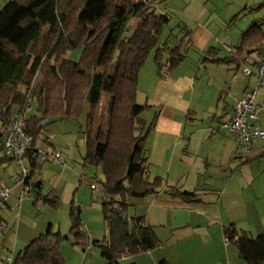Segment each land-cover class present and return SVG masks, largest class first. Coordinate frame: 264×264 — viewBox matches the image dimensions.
I'll list each match as a JSON object with an SVG mask.
<instances>
[{"label":"crops","instance_id":"0c3cea01","mask_svg":"<svg viewBox=\"0 0 264 264\" xmlns=\"http://www.w3.org/2000/svg\"><path fill=\"white\" fill-rule=\"evenodd\" d=\"M169 2L165 11L173 19H179L178 26L183 27L182 52L188 51V57L195 58L191 62L186 60L165 77L160 76L156 62L146 67L147 61L141 70L137 100L142 93L145 105L150 107L146 110L149 116L144 119L151 126L145 144L149 177L161 178L167 189L129 202L127 216L143 218L155 231L160 245L155 251L123 258L120 264H248L235 243L227 241V230L234 226L239 233L253 238L264 235V139L255 141L249 155L243 157L240 137L221 129L220 120L233 111L236 100L254 89L250 78L247 82L244 79L229 82L244 65L258 67L264 42L244 60L234 58L233 52L253 26L262 25L264 33V0ZM173 44H180L179 40ZM199 57L203 59L197 61ZM167 58L165 55L164 63ZM217 60L225 61L217 63ZM211 66L227 67L223 82L211 73ZM231 71L235 72L233 76ZM263 101L255 104L262 121ZM58 122L64 124L60 127L62 135H71L69 122L77 121L61 120L53 124ZM50 123L43 125H53ZM82 128V124L77 127ZM47 133L50 135L43 136L48 139V150L60 152L68 167L38 157L34 165L28 159L26 162L34 175L31 184H36L37 193L57 203L56 207L44 205L55 212L63 206L61 218L50 214L43 225L40 220L31 228L22 221L15 225L21 212L10 210L3 215L6 231L0 237L1 253L9 251L13 243L21 247L19 255L50 230L71 242L66 234L69 229L63 228L66 224L71 226L72 244L84 253L83 257L80 255L81 264H107L100 248L109 239L105 195L99 187L95 190L91 187L98 177L90 178L87 170L74 166L76 157L60 145L64 141L54 137L52 130ZM4 161L13 162L7 158ZM51 180L55 182L52 189H46L45 184ZM170 187L196 193L197 198L186 203L169 194ZM13 193L11 204L18 196L16 189ZM75 208L80 209V224L87 242L72 233L71 213ZM71 251L79 259L74 249L64 244L60 247L64 260ZM16 257L8 264H14Z\"/></svg>","mask_w":264,"mask_h":264},{"label":"trees","instance_id":"16d2710c","mask_svg":"<svg viewBox=\"0 0 264 264\" xmlns=\"http://www.w3.org/2000/svg\"><path fill=\"white\" fill-rule=\"evenodd\" d=\"M169 1L8 0L0 11V150L17 116L15 107L22 114L36 104V114L26 118L24 126L25 133L35 138L44 137L45 121L79 120L86 113L84 164L101 169L105 177L96 182L105 195L109 239L100 248L107 264H120L123 258L155 251L160 245L143 218L127 216V198H145L167 189L161 178L149 177L145 144L151 126L142 116L150 107L138 104L137 96L141 70L153 51L161 77L188 58V51L182 52L183 40L172 30L160 42L173 19L161 11ZM132 21L137 24L131 28ZM261 29L257 24L244 34L234 58L244 60L260 48ZM172 38L180 44L172 46ZM79 48H83L80 62L69 60L68 55ZM28 160L34 165L35 155ZM33 176L30 171V182ZM168 193L186 203L197 198L179 187H170ZM37 194H31L35 202L56 207V202ZM9 211L10 207L5 213ZM5 213L0 210L4 226L0 236L6 231ZM79 213V208L71 213L72 233L87 242ZM65 240L50 230L33 240L14 264H66L60 253ZM227 241L235 243L246 263L264 264V235L253 238L231 226Z\"/></svg>","mask_w":264,"mask_h":264},{"label":"rangeland","instance_id":"374dc122","mask_svg":"<svg viewBox=\"0 0 264 264\" xmlns=\"http://www.w3.org/2000/svg\"><path fill=\"white\" fill-rule=\"evenodd\" d=\"M8 3V0H0V11L5 7V5ZM170 6V2H168L166 5L164 4L162 7V12H166L165 9L167 7ZM179 19H172L171 23L169 26H167L161 36V39H160V42H163L170 34V31L172 30L174 32V34L176 36H178V38H180L182 36V32L180 31V28L178 27V24L179 23ZM137 24V21H132L131 24H130V27H134L135 25ZM130 33H128V35H130ZM171 44L173 46V43L175 42V39H171ZM82 54H83V48H79L75 51H73L72 53H70L68 55V58L69 60L73 61V62H80L81 58H82ZM155 55H156V52L153 51V53L151 54L149 60H148V63L146 65V67L148 65H151L152 63L154 64L155 63ZM195 58L194 55H191L187 58V61L191 62V60H193ZM199 57V59L197 61H201L203 58ZM196 61V62H197ZM155 65V64H154ZM149 67V66H148ZM213 73L218 79H221V81L223 82L225 79V69L227 67H220V68H216V67H219V66H211ZM249 68L251 69L253 72H254V75L253 77L250 78V81H253L252 85L254 86V89H256L258 87V82L256 80V78L254 77L256 74H258V68L257 67H254L252 65H248V66H243V68L241 69L240 73L238 75H236L238 77H231L230 78V82L229 83H234L235 80L239 81L240 79H244L246 80V82L249 80L247 78H245V76L243 75V72L246 68ZM231 75L233 76L234 75V71H231L230 72ZM203 76V74H202ZM201 78V77H200ZM224 79V80H223ZM235 85V84H234ZM230 95V93H228ZM140 97L138 98V104H140L141 106H144L145 105V96L140 93L139 95ZM227 97V96H226ZM264 99V87L260 88V91H259V96H257L256 100H255V104L256 105H259V104H262L260 103V101ZM232 101V100H231ZM264 102V101H263ZM224 107V106H223ZM20 107H15L14 108V115L18 114L19 111H20ZM37 110H36V104L33 103L32 104V108L30 110H27L26 111V116L27 117H30L34 114H36ZM148 111L144 112L143 113V116L142 118L147 120V117L149 116L148 115ZM77 122H69V127H71L70 131H71V135H62V133L60 132V127L61 125H64L62 123H56V124H53V125H50L49 127H46L43 131V134L45 135H50V133H47L48 131L51 132V130L53 131V134H54V137L56 136L60 141H64V142H61V146L63 147H67V149H69L70 153L76 157V159L74 160V166L80 168V170L86 172V170L88 171V177L90 178H96L98 177V181L100 183L104 182L105 181V177L102 173V170L101 169H97L95 167H92V166H84V161H82V157L86 154V150H87V145H86V135H85V131H86V121H87V116H86V113L79 119V120H76ZM209 122V121H207ZM66 123V122H65ZM83 125V128L82 129H77V127L79 128V125ZM218 124V123H217ZM74 127V128H73ZM74 130H77L76 132ZM47 131V132H46ZM232 135H235V134H232ZM45 137V136H44ZM68 144V145H67ZM69 146V147H68ZM6 158V156L3 154L2 151H0V186L2 184L6 185L7 187L11 188L12 190L15 191V189L18 191V196L14 197L16 198L13 205L15 204H19L20 205V209H16L15 210V213H20V215L18 216L17 220H15V225L16 224H19L20 221L24 222L27 226L29 227H33L35 226L36 223H38L40 220L42 222V225H43V221H45L49 215H53L54 217L56 218H61V215H62V207L61 206L60 208L58 209H55L57 210L56 212L54 210H52L51 208H48L46 207L44 204V201H36L34 200V197L28 192L26 195L24 196H20V194L23 193V188L21 187H16L18 181H19V177L21 175V169L20 167L18 166V164L13 161V162H9V161H4ZM2 161V163H1ZM4 161V162H3ZM25 166L28 168V164L27 162H25ZM96 176V177H95ZM17 177V178H16ZM14 178V180H13ZM207 181H209V179H207ZM53 183L54 180L52 181H47V183L45 184V187L46 189H52L53 187ZM102 188L100 187L99 185V190H101ZM103 194V193H101ZM14 196V193L13 195ZM21 198V202L19 203V199ZM134 198H127V203L128 205H130V201L133 200ZM77 206V205H76ZM54 209V208H53ZM20 211V212H19ZM57 213V214H56ZM6 215H8V212L5 213ZM69 224H70V220H69ZM65 229H69L68 230V233L66 234H69L70 236V240L71 242L65 240L61 246L64 244L66 245V247H68L69 249H74L75 252H78L79 253V259L78 257L71 251L69 254H68V257H67V260H65V263L66 264H81V259H80V255L82 254V257L84 255V253H82V249L79 248L78 246L76 245H73L72 241L74 240V238L72 237V235L70 234V228L71 226H67L66 224L63 225ZM46 232V231H45ZM64 234V235H66ZM1 237V236H0ZM2 241L0 242V255H2L0 257L1 259V264H8V262H6V259L10 258V259H14L16 257V255H18V253L20 252L21 250V247L18 246H14L13 243L10 244V249L9 251H6L5 253L2 252L1 253V245H2ZM25 248V247H24Z\"/></svg>","mask_w":264,"mask_h":264},{"label":"built area","instance_id":"2783aa9c","mask_svg":"<svg viewBox=\"0 0 264 264\" xmlns=\"http://www.w3.org/2000/svg\"><path fill=\"white\" fill-rule=\"evenodd\" d=\"M258 74L254 77L258 82L256 89L247 91L243 97L236 100L233 111L221 121V129L228 131L240 137L242 156L247 157L251 152L252 145L259 139H264V121L261 120L255 99L264 87V45L258 64ZM243 75L245 78H251L254 72L248 67L244 70ZM26 122V115L17 114L11 124L10 131L7 133L3 140L2 152L3 154L15 161L21 169V175L17 183V187L23 188V193L20 196L26 195L30 191V170L25 166L30 154H34L44 161H51L59 164L61 167H68L63 155L58 151H49L47 148L48 141L45 137L35 138L28 136L24 131ZM93 190L97 189L98 184L93 181L91 184ZM13 190L6 185L0 186V210L5 213L10 207V210L15 211L20 209L19 204H11ZM21 198L19 199V203ZM4 230V226L0 225V235ZM81 232L85 233L83 227ZM6 262L12 263V259H6Z\"/></svg>","mask_w":264,"mask_h":264},{"label":"water","instance_id":"95a60500","mask_svg":"<svg viewBox=\"0 0 264 264\" xmlns=\"http://www.w3.org/2000/svg\"><path fill=\"white\" fill-rule=\"evenodd\" d=\"M47 124H49V121H46V122L44 123V125H47ZM30 193H31L32 195H35V194L37 193V190H36V184H31Z\"/></svg>","mask_w":264,"mask_h":264}]
</instances>
